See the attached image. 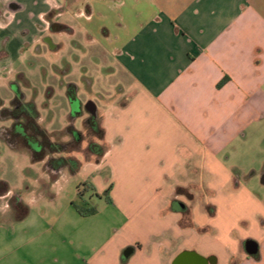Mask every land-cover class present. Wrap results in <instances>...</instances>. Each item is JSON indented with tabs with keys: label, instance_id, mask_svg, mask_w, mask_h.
I'll return each mask as SVG.
<instances>
[{
	"label": "crops",
	"instance_id": "obj_1",
	"mask_svg": "<svg viewBox=\"0 0 264 264\" xmlns=\"http://www.w3.org/2000/svg\"><path fill=\"white\" fill-rule=\"evenodd\" d=\"M75 1L77 26L58 21L62 6L50 0H0V67L25 41L45 36L57 49L47 34L62 32L77 38L78 63L93 54L96 67L110 70L104 82L114 85L101 90L97 114L102 141L93 138L104 151L79 168L78 192L110 189L104 202L125 222L89 257L53 252L56 220L30 218V199L48 193L26 178L30 159L19 184L10 181L13 155L28 154L0 140L9 154L0 156V264H172L182 252L264 264V0ZM47 182L39 180L42 189ZM174 202L184 210L174 212ZM17 203L28 209L19 221ZM56 238L81 243L78 235ZM247 240L258 245L255 258L244 252Z\"/></svg>",
	"mask_w": 264,
	"mask_h": 264
},
{
	"label": "rangeland",
	"instance_id": "obj_2",
	"mask_svg": "<svg viewBox=\"0 0 264 264\" xmlns=\"http://www.w3.org/2000/svg\"><path fill=\"white\" fill-rule=\"evenodd\" d=\"M50 1L62 6L57 10L58 21L77 26L76 20L72 18V12L77 5L75 0ZM52 3L49 2L48 6ZM11 31L15 32L18 29L13 28ZM23 32L24 30H21V34ZM47 35L51 36L53 44L58 47L57 49L50 50L43 42L45 36H42V39L37 43L30 40L25 41L22 43V48L17 56L9 61L10 64L5 68L0 67L2 70L0 73V131L11 127L13 121L7 115L13 109L12 101L18 96L17 101L22 104H31L34 107L37 113V125L52 136L53 142L57 139L61 142L70 139L68 132L64 131L67 127L83 135L85 141L80 144L79 152L64 154L65 157L77 160L82 167L85 165V160L92 158L91 155L86 154L87 143L94 144L93 138L86 136L88 134L86 123L89 116L85 106L88 102L95 104L94 115L99 122L97 114L101 110V90L109 85H114V83L104 82V76L110 75L111 72L110 70H106V72L100 70L104 66L96 67L95 65H99L100 62L98 58L92 56L93 54L86 56L84 65L82 62H77V38L75 36L62 32ZM112 80L115 81V78ZM89 81H94L92 86ZM70 85L75 86L74 90L71 89ZM71 98L80 106L78 115L71 112V103L73 102ZM62 134L64 136H60ZM99 142L97 147L100 151L102 146ZM258 152L255 151L256 154ZM79 154L83 155V158ZM258 154L259 161H261L264 154ZM5 155H9L7 150L5 154L0 152L1 158L7 160ZM13 156L16 161L11 165L12 172L9 177L13 184L18 185L19 180L23 177V160L29 162V157L20 153ZM44 164L45 161L27 164V167H30V173L27 175L26 172V178L32 186L47 192L49 197L48 199L35 200L37 202L34 201V203L30 202V199L29 203L32 206L30 218L33 219L34 216L44 217L45 215L48 221H58V223L54 222L55 225L52 224L53 230L49 232L53 237V252L55 250H67L70 260H72V256L75 259L89 257L95 249H98L96 247L102 246L110 237L119 233V228L125 222L122 212L114 204H106L102 192L98 191L92 197H90L91 193L85 192L82 195L84 200L95 205L98 212L91 217L82 218L78 216L70 204L77 198L76 192L83 182V177L78 173L79 170L71 174L68 169H64L57 181L50 183V178L43 172ZM17 165H20L21 168L20 175L17 174ZM101 175L108 178L106 169L102 171ZM40 179L48 181L47 189H42L44 186L39 185ZM180 191L185 195H182V198L187 201L190 196L184 194L185 191ZM20 232L21 230L18 229L16 233L19 234ZM62 233L69 241L71 237L78 235L81 238V243L77 246H72L70 242L62 245L59 240L61 238H56V235L62 237Z\"/></svg>",
	"mask_w": 264,
	"mask_h": 264
},
{
	"label": "trees",
	"instance_id": "obj_3",
	"mask_svg": "<svg viewBox=\"0 0 264 264\" xmlns=\"http://www.w3.org/2000/svg\"><path fill=\"white\" fill-rule=\"evenodd\" d=\"M70 87L72 90L75 88L73 85H70ZM11 105L13 109L8 113L7 117L20 126L19 128H15L14 125L16 124H14L9 129L1 130L0 140L13 151L28 154L31 163L45 161L44 171L49 175L51 182L56 181L64 169H68L71 174L79 170V162L74 158L65 157L64 154L79 152L80 144L83 140L80 133L67 127L64 131L68 132L67 134L70 135V139L66 142H61L58 139L53 142L52 136L37 125V113L31 104H22L13 100ZM23 120L28 121L29 125L23 124L21 122ZM87 132L92 138L99 141L102 140V130L95 116H93L91 124L87 126ZM60 136H64V134ZM103 151V147L99 151L97 144L93 143L88 144L86 147V154L91 156L100 157ZM83 186H87L86 183L82 184ZM6 188L5 186V190ZM109 191L110 189H107L103 193L107 203L111 202L108 195ZM15 205V219L18 221L22 220L27 215L28 209L20 203ZM70 205L78 216L82 218L93 216L97 212L96 206L84 200L82 193L79 192L77 193L76 200L71 202Z\"/></svg>",
	"mask_w": 264,
	"mask_h": 264
},
{
	"label": "water",
	"instance_id": "obj_4",
	"mask_svg": "<svg viewBox=\"0 0 264 264\" xmlns=\"http://www.w3.org/2000/svg\"><path fill=\"white\" fill-rule=\"evenodd\" d=\"M89 113L95 112V106L92 102H88L85 106ZM79 109V104L74 101L71 103V112L75 113ZM174 212H181L184 210V204L180 202H174L171 206ZM243 249L246 255L255 256L258 253V245L252 241L247 240L243 244ZM131 250L127 249L122 253V260H126L130 255ZM172 264H215L214 258H203L194 252H182L172 262Z\"/></svg>",
	"mask_w": 264,
	"mask_h": 264
},
{
	"label": "flooded vegetation",
	"instance_id": "obj_5",
	"mask_svg": "<svg viewBox=\"0 0 264 264\" xmlns=\"http://www.w3.org/2000/svg\"><path fill=\"white\" fill-rule=\"evenodd\" d=\"M51 28L53 29V30H59L60 29V26H55V25H53V26H51ZM18 96H16L15 98H14V100H16L17 101V98ZM71 101H73L74 102V99H71ZM19 102V101H18ZM18 104V103H17ZM85 110H86V108H85ZM86 112L88 113V116H89V118H88V120H87V123H86V126H89L90 124H91V122H92V120H93V116H95L94 115V113H89L87 110H86ZM80 113V106H79V109H78V111H77V113H74V115H78ZM96 117V116H95ZM21 122H23V124H28L29 125V122L28 121H26V120H23V121H21ZM12 125L11 126H13L14 124H16V123H14V121L11 123ZM19 126L20 125H18V124H16V125H14V127L15 128H19ZM81 134V133H80ZM77 136V135H76ZM81 136H82V138H83V135L81 134ZM86 136H89L88 134L86 135ZM90 137V136H89ZM83 141H85L84 139L82 140V142ZM81 142V143H82ZM88 146V143H87V145H86V147ZM85 148V147H84ZM79 155H81V154H79ZM81 157L83 158V155H81Z\"/></svg>",
	"mask_w": 264,
	"mask_h": 264
}]
</instances>
